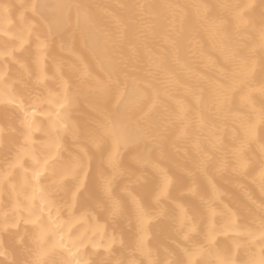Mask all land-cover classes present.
Instances as JSON below:
<instances>
[{"label":"bare ground","instance_id":"1","mask_svg":"<svg viewBox=\"0 0 264 264\" xmlns=\"http://www.w3.org/2000/svg\"><path fill=\"white\" fill-rule=\"evenodd\" d=\"M0 264H264V0H0Z\"/></svg>","mask_w":264,"mask_h":264}]
</instances>
